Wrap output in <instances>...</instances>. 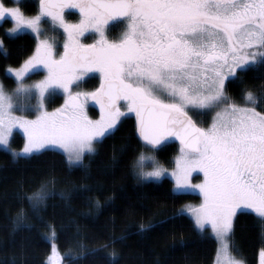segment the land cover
<instances>
[{
	"label": "snow or ice",
	"instance_id": "1",
	"mask_svg": "<svg viewBox=\"0 0 264 264\" xmlns=\"http://www.w3.org/2000/svg\"><path fill=\"white\" fill-rule=\"evenodd\" d=\"M38 7L39 14L28 17L0 0V20L14 22L9 34L27 29L37 40L32 56L19 68L6 69L15 77L14 90L9 93L0 84V145L13 160L58 147L69 166L83 168L86 155L98 154L97 143L134 113L144 144L156 149L169 138L179 141L170 172L174 192L198 190L202 197L198 206L181 208L176 217L187 214L200 233L210 226L218 244L216 264H245L233 255L239 251L238 211L254 213L264 233V85L249 87L245 80L250 66L264 75V0H38ZM67 9L79 11L78 23L68 22ZM48 22L67 37L62 53L44 38L41 24ZM112 22L123 25L117 39L107 35ZM86 33L94 35L93 43L83 42ZM41 69L44 79L26 82ZM88 73H99V87L74 91ZM237 83L242 103L228 93ZM57 89L64 104L49 112L46 103ZM89 101L99 106L97 120L87 115ZM190 111L213 112L211 124L199 126ZM15 129L25 138L19 152L10 144ZM146 160L151 170H145ZM134 167L142 180H159L169 171L144 152ZM193 173L202 174L200 183H192ZM49 195L42 186L27 199L36 209ZM23 219L21 212L17 225ZM51 236L56 237L54 229ZM79 247L83 254L86 249ZM110 256L108 264H115L116 253ZM65 257L76 258L71 251L62 255L52 243L46 264H64ZM259 260L264 264V249Z\"/></svg>",
	"mask_w": 264,
	"mask_h": 264
},
{
	"label": "trees",
	"instance_id": "2",
	"mask_svg": "<svg viewBox=\"0 0 264 264\" xmlns=\"http://www.w3.org/2000/svg\"><path fill=\"white\" fill-rule=\"evenodd\" d=\"M22 7L34 12L30 4ZM9 25L7 19L0 22V78L12 88L15 80L6 69L20 66L33 53L35 38L27 32L9 35L5 31ZM250 67L246 83L259 89L264 75ZM91 80L84 85L91 86ZM228 93L243 102L238 83L230 86ZM61 100L54 94L47 105ZM206 119L204 123H208ZM10 143L20 148L23 135L15 131ZM143 144L134 114H130L113 136L97 143L98 154L86 155L83 168L69 166L65 155L55 149L13 160L7 149L0 147V264H46L51 229L56 232L53 239L60 253L71 251L76 257H65L64 264H108L113 252L115 264H213L215 238L195 229L187 214L176 217L182 204L198 201L200 196L175 193L169 177L140 179L133 166ZM177 147L171 143L154 149L157 160L171 166ZM42 186L50 195L33 209L27 198ZM21 212L24 219L17 225ZM234 229L239 251L233 254L245 264H257L259 250L264 247L259 219L250 210L238 211ZM79 246L86 249L83 254Z\"/></svg>",
	"mask_w": 264,
	"mask_h": 264
},
{
	"label": "rangeland",
	"instance_id": "3",
	"mask_svg": "<svg viewBox=\"0 0 264 264\" xmlns=\"http://www.w3.org/2000/svg\"><path fill=\"white\" fill-rule=\"evenodd\" d=\"M6 1H9V2L6 3ZM20 1H23V0H2V2H3L7 7H17V6L20 7V8H21V11H22L26 16H28V17H34V16H36V15L39 14V10H38V9H36V11H34L33 13H29V12H27L26 8H23V7H22V3H24V2H20ZM26 5H27V4H26ZM5 19H7V20L10 21V25H9L8 27H6V29H5L6 33L9 34L8 30L11 29L12 27H14V22L11 20L10 17H6ZM5 19H3V20H5ZM3 20H0V22H2ZM41 30H42L43 33H44V38H47V39H49L50 41H52V42L55 44L56 48H57L59 42L57 41V37H56V36H57V35H60V28H59V27H55V26H53L50 22H48V23H42V24H41ZM24 32H27V33L32 34V35L34 36V38H35V47H34L33 53L30 55V56H32V55L34 54V51H35V48H36L37 40H36L35 34H34L33 32H31V30L21 29V30H19L18 32H16V33H11V34H9V35H16V34H20V33H24ZM0 40H2L1 37H0ZM0 48H1V47H0ZM30 56H29V57H30ZM29 57H28V58H29ZM25 60H26V59H25ZM25 60H24V61H25ZM24 61H23V62H24ZM23 62H22V64H23ZM22 64H21V65H22ZM21 65H20V66H21ZM20 66H18V67H11V68H14V69H15V68H19ZM7 68H9V67H7ZM41 72H42V73H41L40 75H38V76H31V74H30V78H28L26 82L29 83V84H31V83L38 82V81L44 79V77H45V75H46V72H45L44 70H42V69H41ZM7 74H9L10 76H12L10 73H7ZM12 77H13L14 80H15V77H14V76H12ZM88 79H91V78H89V73L87 74V76H85V77L83 78L82 82L80 83L79 88H74L73 90H74V91H81V92H90V90H91L92 88H88V87H86L85 85H83V81L85 80V82H86ZM0 84H3V85H4V83L2 82V79H1V78H0ZM15 87H16V84H15L12 88H8V87H6V86L4 85L5 90L8 91L9 93H11V92L14 90ZM55 94H56V95H59L60 97H62V100H61V102H60L59 104H55V105L52 104L51 106H48L47 103H46V107H47V110H48L49 112L54 111V110L57 109V108H60V107L64 104L65 96H64L62 90L57 89L56 92H55ZM89 102H91V101H89ZM86 112H87L88 117H89L90 119H92V120H97V119L100 118V109H99V108H98V109H94V108L91 109L90 107H88V108L86 109ZM92 112L95 113V116L92 115ZM16 114H17V115H24V116H27V118H29V119H34L35 116H36V113H35V112H31V113H29V112H24V113L17 112ZM130 114H132V113H128L127 115H130ZM127 115H126V116H127ZM190 115H192L193 119L197 122V124H198L199 126H201V127H208V126L211 124L212 116L214 115V113H213V112H209V113H206V114H205V113H197L196 111H190ZM124 117H125V116H124ZM124 117H122L121 120H122ZM206 118L209 119V120H208V123H204L205 120H207ZM15 131H18V132H20V133L23 135L22 130H20V129H15L14 132H15ZM14 132H13V133H14ZM23 137H24V135H23ZM10 141H11V138H10ZM24 143H25V138H24ZM24 143H23V145H22L20 148H13L12 146H11V147H12V149H14V150H16L17 152H19V151L23 148ZM10 144H11V143H10ZM0 147L6 149L5 146H3V145H0ZM48 148L55 149V150H58V151H60V152L63 153V150H62V149H59L58 147L49 146V147H47V148H45V149H48ZM179 148H180V146L177 147V150H176V152H175V154H174V156H173V159H172V165H171V166H167V165H165V164H163V163H161V162L159 161L160 164H162L165 168H167V169L169 170V171H168V174L162 176L160 179H162L163 177H169V178L173 181V189H174V187H175V182H174V179L171 178V176H170V172H171V170L174 168V159H175V157H176V156L178 155V153H179ZM42 150H43V149H42ZM141 152H144L145 155H153V156L156 157L154 149H152L150 146H148V145H146V144H143V146H142L140 152H139V153L137 154V156H136V159H135L134 165L136 164V161H137V159H138V156H139V154H140ZM63 154H64V153H63ZM64 155H65V154H64ZM65 157H66V156H65ZM156 159H157V158H156ZM144 164H145V170H151V167H150V165H151V161H147V160H146V161L144 162ZM133 169H135V172H136V174H137L138 168L133 166ZM137 176H138V175H137ZM138 177H139V176H138ZM139 178L142 179L141 177H139ZM202 178H203V177H202V174L193 173L192 183H194V184L200 183L201 180H202ZM160 179H159V180H160ZM149 180L158 181V180H154V179H149ZM189 193H195V194H198V195H199L198 190H197V191H193V192H189ZM199 196H200V195H199ZM201 202H202V197L200 196V198H199L198 201H188V202L182 204L181 207H180V209H181V208H186L187 206H198ZM206 231L208 232V234H210L211 236H213V234L211 233L210 226H206ZM213 237H214V236H213ZM47 238H48V240L50 241V251H49V253L47 254V256H46V258H45V262L47 261V257H48V255H49L50 252H51V244H52V243H55V241H54V239H53L52 237L50 238V237L47 236ZM214 238H215V237H214ZM215 240H216V239H215ZM216 243H217V241H216ZM55 244H56V243H55ZM217 248H218V244H217ZM261 249H264V247H262ZM261 249H260V250H261ZM260 250H259V252H260ZM233 255H234V254H233ZM234 256H235V258H237V259H242V258H240L239 256H236V255H234ZM216 259H217V250H216L215 261H214L213 264H216ZM257 264H260L259 253H258Z\"/></svg>",
	"mask_w": 264,
	"mask_h": 264
},
{
	"label": "flooded vegetation",
	"instance_id": "4",
	"mask_svg": "<svg viewBox=\"0 0 264 264\" xmlns=\"http://www.w3.org/2000/svg\"><path fill=\"white\" fill-rule=\"evenodd\" d=\"M20 2H24L22 4H30L34 7V11H36V9L39 10L38 7V0H23ZM66 19L68 20L69 23H78L79 19H80V15H79V11L77 9H67L66 10ZM123 29V25L117 22H112L109 26V30L107 32V35L109 37V39H117L120 34L121 31ZM86 36L88 37L86 40H83L84 43H93L94 42V35L92 33H86ZM57 41L59 42L58 46H57V50L58 52L62 53L63 52V43L66 40V35L63 33V29L60 28V35H57ZM58 58V57H57ZM41 71V70H40ZM35 73V72H34ZM89 78H91L92 80V85L91 86H87L88 88H92L90 90L94 91L96 88L99 87L100 84V79H99V73H89ZM85 84V80L83 81V85ZM90 107L91 109H98L99 106L97 104H95L94 102H88L86 109ZM179 146V145H177Z\"/></svg>",
	"mask_w": 264,
	"mask_h": 264
},
{
	"label": "water",
	"instance_id": "5",
	"mask_svg": "<svg viewBox=\"0 0 264 264\" xmlns=\"http://www.w3.org/2000/svg\"><path fill=\"white\" fill-rule=\"evenodd\" d=\"M134 118H135V121H136V117H135V114H134ZM136 132H137V130H136ZM137 136H138V138H139V134H138V132H137ZM140 139V138H139ZM141 140V139H140ZM142 141V140H141ZM143 142V141H142ZM171 143H178L179 144V141L178 140H176L174 137H172V138H169L167 141H165L164 143H163V146L164 145H167V144H171ZM159 147H161V146H158L157 148H159Z\"/></svg>",
	"mask_w": 264,
	"mask_h": 264
}]
</instances>
